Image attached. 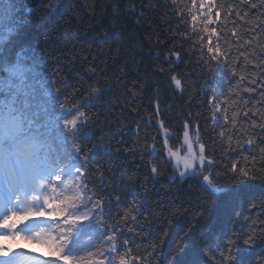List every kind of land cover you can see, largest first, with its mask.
I'll return each instance as SVG.
<instances>
[{
	"label": "snow or ice",
	"instance_id": "6c2138e0",
	"mask_svg": "<svg viewBox=\"0 0 264 264\" xmlns=\"http://www.w3.org/2000/svg\"><path fill=\"white\" fill-rule=\"evenodd\" d=\"M54 6L52 0H39L36 9L23 0H0V188L5 205L0 240L19 239L49 250L45 256L0 242V264H153L168 228L143 250L131 245L135 238L148 239L138 217L150 203L149 182L165 177L169 184L176 179L195 181L202 192L223 198V207L235 214L232 227L220 229L209 248L203 234L197 237L199 243L192 237L194 223L208 219L210 210L192 211L167 264H264V221L256 222L264 214V0H170L166 5L165 15L170 12L176 23L166 40L158 41L172 43L164 55L168 66L156 71L170 73V85L182 91L185 81L175 67L183 62V43L191 41L192 52L187 54L198 53L195 63L201 73L218 83L207 96L211 114L204 125L200 114L193 119L189 112L179 134L161 118L159 100L152 101L153 112L144 127H155L157 135L141 146L137 124V140L125 149L142 153L140 167L147 174L143 182L127 188L107 183L99 168L93 175L90 158L81 156L84 149L76 143L91 139L92 116L84 109L114 105L103 96L115 85L103 80L95 67H87L85 56V74L95 79L85 87L81 78L69 93L57 87L65 83L61 69L49 73L47 59L19 43L24 13ZM49 38L50 33L44 35L45 45ZM38 94L43 104L36 103ZM232 97L237 99L230 111ZM52 127L58 138L71 140L74 152L54 155ZM222 177L227 178L223 184ZM256 187L260 192L248 197L247 207L260 211L243 218L251 221L246 229L237 227L241 214L235 209L243 204L246 191ZM182 204L170 208L169 227L173 219L189 213ZM144 220L150 224L147 217ZM257 248L260 252L253 255Z\"/></svg>",
	"mask_w": 264,
	"mask_h": 264
},
{
	"label": "trees",
	"instance_id": "16d2710c",
	"mask_svg": "<svg viewBox=\"0 0 264 264\" xmlns=\"http://www.w3.org/2000/svg\"><path fill=\"white\" fill-rule=\"evenodd\" d=\"M52 2L55 6L51 9L24 13L25 21L20 30L19 43L25 50L34 49L37 54L45 57L49 73L61 69L59 75L65 78V83L57 87L69 93L81 78L85 87L95 79H89L85 74L83 62L85 56L88 58L87 67H95L98 73H102L103 80L112 81L115 86L111 92L105 93L103 100H114L115 104L97 106L91 110L84 109L92 116V123L88 126L91 139L78 140L76 143L84 149L81 156L87 155L90 158L88 166L93 170V175L99 168L104 172L107 183L119 188H127L130 183L138 185L147 174V170L140 167L142 153L125 149L137 140V124L141 126L139 131L141 146L145 143L151 144L152 141L148 137L157 135L155 127H144L148 123L149 113L153 112L152 101L159 100L161 118L170 126V131L179 134L182 119L189 112L192 113L193 119L200 114L201 124L204 125V118L211 114L207 107V96L217 87L218 82L201 73L195 63L198 53L187 54L192 52L191 41L183 43V62H178V66L175 67L176 73L185 81L182 91L174 90L170 85L168 79L170 73L161 74L156 71L158 67L168 66L164 55L172 41L170 39L167 43L158 41H165L169 36V27L176 23L170 12L165 15L166 5L170 6V0H52ZM23 3L31 9H36L39 0H23ZM48 33L50 38L45 45L44 35ZM41 68L42 65L37 71H41ZM132 92L137 93L135 98L132 97ZM236 99V97L229 99L230 111ZM36 103L43 104L39 94ZM121 105L124 107L121 108ZM121 112L123 114L119 115ZM118 121L122 122L124 127H121ZM207 126L211 128V121ZM40 130L44 131V128L41 127ZM49 131L53 138L54 155L63 156L66 152L75 151L70 139L64 141L62 137L58 138L59 132L54 127ZM170 143L179 147L176 141ZM105 146L108 147V151H105ZM118 146L121 147L120 151L116 150ZM145 159L148 157L145 156ZM168 167L170 169V166ZM170 174L169 170L168 175ZM226 179L222 177L221 184L225 183ZM189 185L193 187L189 188ZM259 192L258 187L246 191L243 204L235 209L241 214V224L237 227L243 226L246 229L251 221L244 222L243 218L250 215L255 217L260 211L259 209L250 211L247 207L248 197L258 196ZM148 197L150 203L147 211L138 217L139 223L143 225V233L148 239L135 238L131 246L143 250L168 228L169 235L160 245V255L153 264H167L169 253L191 221L192 211L200 208L210 210L208 219L194 223L192 237L199 243L197 237L203 234L209 248L212 246L214 235L220 229L226 231L231 228L235 218L232 208L223 207V198L218 200L202 192L191 179L186 181L176 179L174 183L169 184L165 177L155 184L149 182ZM182 202V206L189 209V213L173 219L169 227L168 221L172 219L169 216L170 208ZM125 205L126 202H122L121 208ZM117 211L114 205L113 214ZM144 217L148 218L150 224L145 223ZM261 221H264V214L260 215L256 222L259 224ZM259 252L260 249L257 248L253 255Z\"/></svg>",
	"mask_w": 264,
	"mask_h": 264
},
{
	"label": "rangeland",
	"instance_id": "374dc122",
	"mask_svg": "<svg viewBox=\"0 0 264 264\" xmlns=\"http://www.w3.org/2000/svg\"><path fill=\"white\" fill-rule=\"evenodd\" d=\"M5 213V205H4V190L0 188V217H2ZM5 245H11L13 249L17 248H26L29 251H35L37 253L41 251H46V246L28 242V241H21L19 239L13 241V240H0Z\"/></svg>",
	"mask_w": 264,
	"mask_h": 264
},
{
	"label": "bare ground",
	"instance_id": "6f19581e",
	"mask_svg": "<svg viewBox=\"0 0 264 264\" xmlns=\"http://www.w3.org/2000/svg\"><path fill=\"white\" fill-rule=\"evenodd\" d=\"M22 249H24V248H22Z\"/></svg>",
	"mask_w": 264,
	"mask_h": 264
}]
</instances>
